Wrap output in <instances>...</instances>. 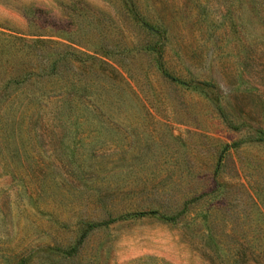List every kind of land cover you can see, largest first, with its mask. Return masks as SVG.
Instances as JSON below:
<instances>
[{"label": "rangeland", "instance_id": "rangeland-1", "mask_svg": "<svg viewBox=\"0 0 264 264\" xmlns=\"http://www.w3.org/2000/svg\"><path fill=\"white\" fill-rule=\"evenodd\" d=\"M132 12L165 25L176 77L207 85L164 79ZM65 39L111 49L139 98L83 140L33 136L16 86L0 112V264H264V0H0V82L26 72L27 45L35 59ZM133 209L159 212L87 227Z\"/></svg>", "mask_w": 264, "mask_h": 264}, {"label": "trees", "instance_id": "trees-1", "mask_svg": "<svg viewBox=\"0 0 264 264\" xmlns=\"http://www.w3.org/2000/svg\"><path fill=\"white\" fill-rule=\"evenodd\" d=\"M132 7L135 5L130 2ZM131 8L129 10L134 11ZM133 13L132 20L141 30L145 40L143 50L154 55L155 70L170 82H179L193 90L194 84L207 85L204 81H181L176 77L175 71L167 68L165 58L164 39L165 25L154 23L146 16ZM147 19V20H146ZM66 43L57 42L59 45L55 52H48L37 56L35 59L29 56L30 45L26 47V72L9 75L0 82V112L5 113L8 107L17 102L16 86L26 82V129L33 132L42 128L47 129H73L76 139H85L89 134L88 125L96 122L100 126L112 125L116 127L120 123L119 114L125 107L126 94L139 98V93L119 65L107 58L111 49L100 54L80 45L76 39H65ZM41 40L30 41L33 47ZM192 84V85H191ZM23 110H21L22 112ZM222 120L225 117L219 112ZM21 117L16 120L8 119V122L17 124L24 122ZM84 126V127H83ZM231 128L233 126L229 125ZM87 132H84L85 130ZM79 130V131H78ZM83 130V131H80ZM77 131V132H76ZM45 136V134H43ZM264 141V136L259 137ZM235 143L225 144L229 148ZM156 209L124 211L108 217L107 220L88 223L87 227L109 223L115 220L142 217L156 214ZM159 217L171 220L173 216L166 212H160ZM85 231L83 232V234ZM82 234V235H83Z\"/></svg>", "mask_w": 264, "mask_h": 264}]
</instances>
